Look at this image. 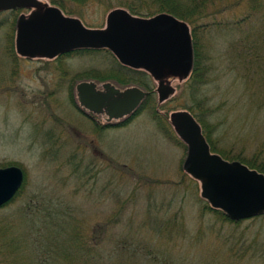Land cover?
<instances>
[{"label": "rangeland", "instance_id": "374dc122", "mask_svg": "<svg viewBox=\"0 0 264 264\" xmlns=\"http://www.w3.org/2000/svg\"><path fill=\"white\" fill-rule=\"evenodd\" d=\"M180 3L189 12L195 5L194 19L185 22L206 69L204 85L192 98L184 80H173L174 93L160 113L187 106L208 112L218 148L264 162V0ZM155 4L148 0L145 12L156 11ZM70 7L88 27L104 26L107 13L122 8L114 2L113 8L95 2ZM18 14L0 13V167L16 164L23 171L18 194L0 207V264H68L61 253L70 250L75 225L88 239L95 238L96 225L106 226L96 237L98 264H264V254L254 253L264 247V214L229 223L202 210L199 183L179 169L186 151L165 137L147 109L125 125L99 130L71 103L68 81L78 72H101L105 63L10 51ZM57 64L66 70L64 81ZM48 209L69 213L70 222L54 211L52 223L60 224L42 230L33 220L31 229L22 217ZM51 233L58 250L44 261L42 246ZM16 236L19 249L12 253L5 243Z\"/></svg>", "mask_w": 264, "mask_h": 264}, {"label": "water", "instance_id": "95a60500", "mask_svg": "<svg viewBox=\"0 0 264 264\" xmlns=\"http://www.w3.org/2000/svg\"><path fill=\"white\" fill-rule=\"evenodd\" d=\"M30 6L36 8L28 15L19 14L15 25V51L22 57L53 59L75 49L105 48L122 65L143 69L157 81L159 103L174 93L169 76L181 81L190 73V28L171 13L142 17L114 8L107 13L103 27L92 28L41 0H0V11ZM75 91L82 108L105 113L107 120L130 115L147 94L138 86L120 89L107 81L97 88L87 80L78 82ZM170 123L186 146L181 168L199 183L200 197L211 208L231 221L264 214V173L211 151L199 122L188 110L172 112ZM22 182L21 167H0V207L10 201Z\"/></svg>", "mask_w": 264, "mask_h": 264}, {"label": "trees", "instance_id": "16d2710c", "mask_svg": "<svg viewBox=\"0 0 264 264\" xmlns=\"http://www.w3.org/2000/svg\"><path fill=\"white\" fill-rule=\"evenodd\" d=\"M49 3L54 4L61 8V10L67 14V15H75L77 11L74 10V8L70 7L71 4H74L78 7H82L86 5L89 2H95L98 4H103L106 8H113V2L115 3V6L117 7H122L123 9L125 8L128 10L131 14L133 15H139V16H152L158 12H168L171 14H174L175 16L179 17L180 19L186 21L188 24L192 22V12L195 9L192 7L190 9V12L185 10L184 8H187L186 6H183L182 3H180V0H150V3H156L155 5L157 6V10L154 12H145V6L144 4L148 3V0H48ZM103 25H100L99 27H102ZM11 29L12 33L10 34V44L9 48L10 51H13V46H14V40H13V33H14V21L11 22ZM191 33V41H192V52H193V62H192V67L189 76L184 80L185 83L188 85L189 88V94H191V97H194V94H196L199 91L200 86L203 84L204 81L200 78L203 72L206 71L203 70V66H201V61L202 57L201 54L198 52V47L196 44V38L194 36L193 31L190 30ZM70 55H76V56H88L91 57L92 59H97L101 60L105 63V68L103 70L98 71L96 69H91V70H86L82 72H78L73 74L71 78L69 79L68 83V92H69V99L73 105L77 109H79V105L77 103V97H76V92H75V85L77 82L81 80H93L96 82H105V81H110L113 84H115L118 87H127L130 85H136L143 90L147 91V94L143 97L137 108L134 110L133 115L137 114L139 111L142 109H147L151 119L155 122L156 126L160 129V131L167 137L171 142H174L177 144L179 147L183 148L184 151H186V146L185 144L179 139V137L176 135L175 130L173 126L170 123V117L171 113H167L165 111L164 113H160V110L163 109L165 106L167 100L158 103L157 100H155V86H154V81L152 78L149 76L148 73L141 69H133L124 65H121L119 61L116 59V57L107 49H92V48H80V49H75L70 53L64 54L57 56L54 58L56 61H60L61 58H65ZM204 59V58H203ZM52 60V59H51ZM56 72H59V79L61 81H64L65 75H66V70L64 67H61V65L57 64ZM201 103L200 101H196ZM189 112L193 114L195 119L199 122L201 126V130L203 135L205 136L207 142L209 143L210 149L213 152H216L220 154L223 158L228 159V160H234L237 159L244 164H246L248 167L256 169L259 172L264 173V162H256V158L251 157L249 159H246L244 157H241L240 155H232L230 154L229 150L225 149H220L217 147L216 142L212 138V133L214 132L207 120L204 118L205 114L208 112H204L198 109H194L193 106H187L185 107ZM99 130H103L106 128V125H103L102 123L100 125H96ZM49 134V133H47ZM181 163L182 159L180 160L179 164V169L180 172L183 176L187 175L190 177L187 173H185L182 168H181ZM10 165V164H9ZM16 165V164H15ZM193 179L192 177H190ZM152 181V180H150ZM194 182H197L196 180L193 179ZM18 191L15 193V195L10 199L9 202H11L14 197L18 194ZM8 202V203H9ZM6 203L5 205H7ZM4 205V206H5ZM3 207V206H2ZM202 210H207L209 213H212L214 217H218L219 219L229 222V223H237L239 221H231L229 220L222 211L218 209H213L211 208L207 202L203 199V205H202ZM40 211V210H39ZM56 214H58L61 218L65 219L66 221L69 220L70 222V216L69 213L67 212H61L59 210H54ZM51 210L47 211H40L41 213H24L25 220L28 222H31L29 224V227L33 229L35 227V224L32 222L33 220L38 221L37 226L38 229H45L46 223L53 224L54 227L56 225L60 224L59 222H54L52 223V212ZM46 214V215H45ZM43 215V216H40ZM264 217V216H262ZM242 221V220H241ZM102 225H96L95 228L93 229V233L95 234V238H89L84 237L82 234L79 233V228L77 225L74 226L72 234L68 235V241L70 242V251L73 253V257L69 256L67 252H62L61 254L65 258L64 263L68 264H98V258H97V252L95 251V243L97 242L96 237L99 238L100 235L103 234L104 227H101ZM45 233V231H44ZM52 236L45 235V243L44 246H42V252L44 254V261H47L50 257V254L53 253L55 254L58 250L56 243H55V238H53V233H51ZM56 235V234H55ZM20 238L21 236H16L14 237L13 240H11V243H5V246H11L10 252L14 253L18 251L19 246L16 244V239ZM32 242V241H30ZM17 245V246H15ZM252 247V246H251ZM97 249V248H96ZM255 255H263L264 254V247L259 248L256 246L255 248ZM104 264V263H102Z\"/></svg>", "mask_w": 264, "mask_h": 264}, {"label": "flooded vegetation", "instance_id": "af4514ba", "mask_svg": "<svg viewBox=\"0 0 264 264\" xmlns=\"http://www.w3.org/2000/svg\"><path fill=\"white\" fill-rule=\"evenodd\" d=\"M51 4V3H49ZM36 7L35 6H30V7H24V8H15V9H9V10H3L1 12H9V11H12L14 13H16L17 11H19V14L23 13L25 15H28L31 11H33ZM61 9V8H60ZM0 12V13H1ZM63 12V11H62ZM64 13V12H63ZM18 14V15H19ZM18 15L13 18V21H14V39H15V30H16V19L18 17ZM15 48V46H14ZM60 56V55H59ZM57 57V56H56ZM55 57V58H56ZM54 59V58H53ZM49 60V59H47ZM51 60V59H50ZM122 65V64H121ZM125 66V65H124ZM128 67V66H127ZM170 76L168 77V80H170ZM171 79H174V78H171ZM81 81H84V80H81ZM93 81V80H91ZM95 82V81H93ZM107 82V81H106ZM110 82V81H109ZM96 83V82H95ZM112 83V82H111ZM130 86H136V85H130ZM96 87L97 88H100L97 83H96ZM118 87V86H117ZM120 89H123L122 87H119ZM77 109V108H76ZM81 114H83L84 117L88 118L89 120H91L94 124L96 125H100L101 122H99L100 119H102V124L103 125H106L107 127H112V126H119V125H125L127 124L133 117V113L130 114V115H127V116H124L122 118H119V119H111V120H107V115L106 114H94L92 112H88L86 111L84 108L80 107L79 106V109H77ZM95 117H101L100 119L99 118H95Z\"/></svg>", "mask_w": 264, "mask_h": 264}]
</instances>
